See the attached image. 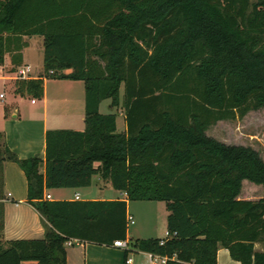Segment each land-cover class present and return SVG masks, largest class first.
<instances>
[{
  "label": "trees",
  "instance_id": "16d2710c",
  "mask_svg": "<svg viewBox=\"0 0 264 264\" xmlns=\"http://www.w3.org/2000/svg\"><path fill=\"white\" fill-rule=\"evenodd\" d=\"M22 34L43 37V70L15 78L14 91L42 97L44 77L82 79L85 125L46 130L44 161L17 157L0 132V199L9 159L47 222L42 238L4 240L0 203V264H66L70 239H126L128 200L164 201L167 234L129 240L124 260L143 251L217 264L222 246L239 264H264V195L247 197L243 183L264 191V161L206 133L264 107V0H0V62L14 40L19 64ZM104 99L122 104L124 132L116 113L99 112ZM96 174L127 200L44 198Z\"/></svg>",
  "mask_w": 264,
  "mask_h": 264
},
{
  "label": "crops",
  "instance_id": "0c3cea01",
  "mask_svg": "<svg viewBox=\"0 0 264 264\" xmlns=\"http://www.w3.org/2000/svg\"><path fill=\"white\" fill-rule=\"evenodd\" d=\"M20 41L24 42V45L19 48L21 53L19 64L12 62L11 54L16 50L14 40H7L3 61L0 62V86L11 85L8 98H6L5 93L0 92L2 94L0 95V132L3 134L4 145L17 157L38 156L44 161L46 130L62 127L78 130L84 128V82L82 79L44 77V91L41 99L16 93L14 91L15 77H13V73L18 66L29 64L31 68L29 77H37L42 71H32L35 64L34 55L36 54L40 58L39 63L43 68V37L39 34H22ZM69 70L66 68L64 71L68 72ZM48 79H52L53 82L54 92L52 96H49L45 87ZM32 99L34 101H31ZM118 114L124 120V109ZM116 128L118 132H124L126 129L125 121H123L122 127L118 128L117 114ZM44 170L43 162L40 171L44 173ZM2 178V198L0 199L3 206L2 238L4 240L42 238L46 231L47 222L27 201V180L24 172L15 161L5 159L2 163ZM94 178L97 189H90ZM46 194L50 195L49 200L76 199L75 195H78V199L127 200L124 191L114 189L110 182L104 180L100 174L92 177L89 186L52 188L45 190L44 195ZM131 202L134 201H127V214L132 213ZM167 214L168 211L165 214V221ZM149 230V232L157 231V227L153 226ZM134 237L140 239L162 238L157 234L131 236L127 230L126 238L130 240ZM69 241L70 243L65 244L66 264H126L124 260L125 250L122 248L78 239H70ZM129 254L146 256L147 252H128L127 257L132 258L133 261L130 264H133L134 259ZM216 257L217 264H239L238 261L230 257L228 250L222 246L218 247ZM146 263L147 260L145 259L144 264Z\"/></svg>",
  "mask_w": 264,
  "mask_h": 264
},
{
  "label": "rangeland",
  "instance_id": "374dc122",
  "mask_svg": "<svg viewBox=\"0 0 264 264\" xmlns=\"http://www.w3.org/2000/svg\"><path fill=\"white\" fill-rule=\"evenodd\" d=\"M34 66L32 71L38 72L39 70H43L40 65V58L34 55ZM42 73V72H41ZM49 78H56V77H49ZM1 85V80H0ZM53 82L52 79L47 80V88L49 96L53 95L54 88L52 87ZM9 84L0 86V92L6 94V98H8V94L10 91ZM36 99H41L40 97H34ZM120 98H123V87H120ZM110 100L104 99L100 103L99 112L101 113H108V112H121L123 111L122 104H119L117 107L110 108L109 107ZM118 116V128L120 129L123 125L122 117L120 114ZM68 128V127H62ZM206 133L214 138L225 142L227 144H238V145H245L250 146L251 148L255 149L262 160L264 161V107H261L257 110L249 111L246 115L242 118L236 119H227V120H220L215 124L209 126L206 130ZM96 179L92 182L90 189H97L96 187ZM244 183V191L245 195L251 199L259 198L264 195V191L260 185L251 183L247 180L243 181ZM244 196V194H242ZM131 212L134 222L129 223L127 226V230L131 236H137V234L141 235H148V234H157L164 238L166 236V221H165V214L167 212L166 204L164 201H141L136 200L131 202ZM157 227V231L149 232L151 227ZM136 237L130 239L132 242ZM256 249H260V244L255 245ZM132 255L134 259L133 264H144L146 256L145 255ZM147 260V259H146Z\"/></svg>",
  "mask_w": 264,
  "mask_h": 264
},
{
  "label": "built area",
  "instance_id": "2783aa9c",
  "mask_svg": "<svg viewBox=\"0 0 264 264\" xmlns=\"http://www.w3.org/2000/svg\"><path fill=\"white\" fill-rule=\"evenodd\" d=\"M30 71H31L30 65L29 64H23L21 66H18L15 69V71L13 73V77H15V78H27L30 76ZM49 72H52V70L50 69ZM0 95H2V94H0ZM31 101H34V99H32ZM44 198L50 199V195L46 194V195H44ZM75 198L78 199V195H75ZM133 222H134L133 216L131 214H126L127 226L129 223H133ZM66 243H70V241H67ZM161 243H162V241H161ZM112 245L115 247L122 248L124 250H130V242L127 238L114 240ZM146 259H147L146 264H165L166 261L168 260V256L153 254V253H147ZM132 261L133 260L131 257H127L125 259L126 264H130Z\"/></svg>",
  "mask_w": 264,
  "mask_h": 264
}]
</instances>
